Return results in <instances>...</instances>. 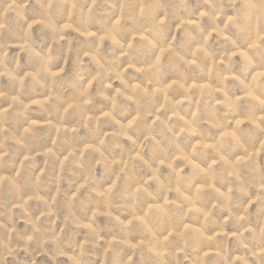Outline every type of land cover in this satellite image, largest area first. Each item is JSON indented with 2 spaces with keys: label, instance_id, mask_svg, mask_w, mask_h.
<instances>
[{
  "label": "rangeland",
  "instance_id": "374dc122",
  "mask_svg": "<svg viewBox=\"0 0 264 264\" xmlns=\"http://www.w3.org/2000/svg\"><path fill=\"white\" fill-rule=\"evenodd\" d=\"M71 2L52 0L50 14L61 29L56 39L39 23H32L39 19L34 0H7L14 10L5 12V5H0V22L17 32L31 25L32 51L51 55L52 71L65 70L54 79L67 96L91 79L98 63L111 64L115 71L108 78L92 81V92L101 83L111 85L108 94L118 101L112 115L121 126L136 116L138 103L150 106L151 115L132 126L131 141L116 136L117 126L99 112L98 129L92 123L78 128L71 110L63 124L43 119L39 103L47 101L55 89L41 88L28 75L35 64L22 51L28 42L11 43L7 67L15 72L11 77L0 74V90L22 91L24 114L9 110L3 117L5 127L15 133L32 123L35 134H26L34 145L32 152L15 141H8L9 156L0 149V240L15 233L31 235L35 224L51 228L60 237L66 255L56 264H71L68 257L81 250V264H112L114 260L125 264H242L244 253L236 237L255 247L264 235V111L260 110L264 56L256 54L264 46V33L245 45L230 21L236 14L241 24L254 26L255 17L240 6L243 0H81L94 14L86 30L90 34H86L68 19ZM24 3L22 19L18 13ZM209 3L217 13L214 17L209 15ZM112 26L115 30L109 32ZM77 63L88 74L84 81L69 74ZM117 75L119 79L112 78ZM146 76L159 81L149 85L150 97L118 95L124 92L122 80L143 87ZM40 79L48 81L49 77ZM12 102L11 97L0 100V113ZM97 106L108 110L111 104L98 97L92 111ZM149 124L152 136L149 147H144L143 129ZM173 134L178 150L171 166L156 164L158 152L153 142L163 144ZM100 135L104 136L101 152L117 158L113 168H124V173L106 176L100 164L96 166L97 185L117 193L113 198L117 206L107 209H97V194L89 192L87 185L81 187L85 183L82 169L76 166V154L69 155L71 145L78 144L79 162L84 170L90 168L101 159L100 153L80 138L99 139ZM119 143L135 147L131 163L127 157L119 158ZM144 161L152 165L154 174ZM172 173L176 182L165 183ZM13 177L19 196L9 183ZM29 196L42 197L54 208L49 210ZM69 201L73 223L64 220ZM45 211L49 214L42 215ZM94 213L100 214L93 223ZM120 223L127 225L126 239L116 234ZM94 228L99 230L96 245L88 242ZM146 228L150 230L147 234ZM52 246L45 241L46 250ZM255 251L264 255L259 248ZM7 262L13 264V258L7 257ZM34 264L53 261L38 252Z\"/></svg>",
  "mask_w": 264,
  "mask_h": 264
},
{
  "label": "clouds",
  "instance_id": "9594fccd",
  "mask_svg": "<svg viewBox=\"0 0 264 264\" xmlns=\"http://www.w3.org/2000/svg\"><path fill=\"white\" fill-rule=\"evenodd\" d=\"M55 2L67 3V0H55ZM34 3L37 5L38 9L35 13V16L39 19H34L32 23H39L41 28L49 31L52 38H59L61 29L56 27V22L52 19L50 14L52 0H34ZM0 5H5V12H7L8 10H14L13 4H8L7 0H0ZM240 6L246 7L250 10L253 17H255L256 23L254 26L241 24L239 22L238 15L234 14L233 18L230 21V26L235 30L237 37L245 45H248L250 41H252L253 39H259L261 33H264V0H243ZM25 7H27V3L19 5L21 11L18 14L22 19L24 18L23 9ZM70 8L71 13L68 19L72 20L73 23H76L78 25V28L83 27L86 34H90L87 33L86 30L88 25L93 22L94 14L92 10L86 8L81 3V0H72ZM209 8V15L214 17L217 13L215 9L212 8L210 3ZM95 22L99 24V21ZM139 28L142 29L143 26L140 25ZM114 30L115 26H112L108 29L109 32H112ZM154 35H156L158 39V34L154 33ZM31 38V25H29V28L27 30L23 32H17L8 29L6 22H0V49L3 50V52H0V67L3 68V72H0V74L11 77L12 72H15V69L10 72L7 67V50L9 45L17 41H27L28 44L25 48L22 49V51H24L26 55L31 56L35 61L34 67L32 71L28 73V75L31 76L34 82L38 83L41 88L45 90H47L49 87L55 89V91L51 93V96L47 101L39 103V109L43 119L50 122L63 124L64 120L69 114V110H71L72 114L77 119L78 128H86L88 123H92L94 129H98L99 125L96 123V113L99 112L107 117L113 125L117 126L116 128H114V134L116 136H124L131 141L132 137L129 135V130H131L134 124H139L141 121L146 120L149 115H151V107L144 103H138L136 116L127 126H121L112 115L113 111L115 110V106L118 104V101L116 97H112L108 94V89L111 87V85H104L103 83H101L100 87L95 92H92L91 90L92 81L99 80L101 77L108 78L109 75L115 71V68L111 64L98 63L96 72L91 74V79L88 80L87 83L82 84V86L74 91L72 96L69 97L59 89L54 79L59 77L65 70L61 69L60 73L52 71V69L50 68V64L52 61L51 55L45 57L41 56L39 53L33 52L31 49ZM112 39L114 43H118L115 37H112ZM82 54L86 53L82 52ZM256 54L264 56V46H261L259 49H257ZM249 62L251 63V60ZM260 67H264V63H261ZM69 74L77 77L81 81L86 80L88 76L86 70L78 63L74 66ZM42 75H47L49 77L48 81L41 80L40 77ZM112 78L119 79V76L117 75ZM142 83L144 85L143 87L138 84L130 85L122 80L121 85L124 89V92L118 93V95L123 97L125 96V94H127L128 99H132L134 96L150 97L152 93L149 90V85L158 84L159 81L152 77L146 76ZM252 86L255 87V82H253ZM10 97L13 102L9 104L8 108L4 109L3 113H0V129L3 130V139L0 140V149H3L4 156H9L11 153L10 148H8L7 146L8 141H15V143L22 147L25 151L32 152L34 150V145L29 143L31 137L26 135L27 133H32V135L35 134L34 124L29 123L28 127L23 128L22 131H16L15 133L8 132L5 127V121L3 117L6 116L9 110L16 112V114L18 115L24 114V101L20 99L22 97V91L18 90L15 94H10L6 91L0 90V100H8ZM98 97L109 101L111 107L108 110H105L102 107L97 106L96 110L92 111L93 107L96 105V100ZM260 110L264 111V102L261 103ZM90 112L92 114L91 121L89 120ZM151 128L152 125L149 124L143 129L145 132L144 147H149V138L152 136ZM80 140L81 142L88 144L89 147L95 145L94 150L100 153L101 157L100 160L94 161L90 168L84 170V166L79 162V145H71L72 150L69 155L76 154V166L82 169L81 178L84 179L85 183L82 184L81 187L87 185L89 192H95L97 194V196L99 197L96 201L97 209L116 207L117 205L114 203L113 198L117 193L113 192L111 188L105 192L101 186L97 185L96 166L97 164H100V166L104 169L106 176H114L117 174V172L124 173V168H113L112 165L117 163V158L113 154H109L107 157H105L103 152H101V148L104 144L103 135H100L99 139H93L91 137H81ZM153 143L155 150L158 152L155 163L158 165H164L167 162L168 165L171 166L172 158L175 152L178 150V144L176 142L175 134L170 136L163 144L159 142ZM116 147L120 149L119 158L123 160L124 157H127L128 162L131 163V152L135 150V147L133 146L132 149H129L126 148L122 143L117 144ZM47 152L51 155H55L52 148H48ZM65 159H67V157H65ZM144 163L149 172L154 174L152 165L148 164L147 161H144ZM156 171H158V168L156 169ZM175 182L176 177L174 173H172V175H170V177L165 181V183ZM9 183L11 184L12 188L17 191V194L19 196V186L16 183V178H11ZM73 183H76V181H73ZM129 195L134 197L136 193H129ZM28 198H36L40 200V202L44 204L49 210L54 208L53 203L42 197L29 196ZM46 214H49V212L45 211L42 213V215ZM51 214L56 213L52 212ZM98 214L100 213H94L91 217L93 223L95 222V217ZM103 214L109 217L111 216V213L108 212H105ZM64 220L67 223L74 222L73 214L71 212V201H69V203L65 205ZM117 227L119 231L116 234L126 239V236H124V232L127 228V225L120 223ZM145 231L147 234L150 230L146 228ZM98 237L99 230L94 228L88 236V242L96 245L98 242ZM236 239L238 244L242 245V251L244 253L240 257L242 264H264V255H258L255 251V248H259L262 252H264V235L261 236L259 242L255 245V247H248L246 244H244L241 236H237ZM45 241L53 245L50 250H46L44 248ZM75 247L80 248L79 245H76ZM21 252H23L22 257ZM38 252L44 255H49V259L53 261V264H56V261L59 257L66 255V253L63 251V246L60 243V237L55 234V232L51 228H38L35 224H33V231L31 235H20L19 233H15L14 235H10L7 240H0V264H8L7 257L9 256L13 258V264H34V257L36 254H38ZM79 255H82V250L76 255L68 257L71 264H81ZM112 264H125V262L114 260Z\"/></svg>",
  "mask_w": 264,
  "mask_h": 264
}]
</instances>
